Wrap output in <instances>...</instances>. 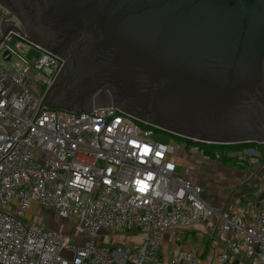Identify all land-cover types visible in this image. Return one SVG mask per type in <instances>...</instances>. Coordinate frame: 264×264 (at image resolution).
<instances>
[{"label":"built area","instance_id":"built-area-1","mask_svg":"<svg viewBox=\"0 0 264 264\" xmlns=\"http://www.w3.org/2000/svg\"><path fill=\"white\" fill-rule=\"evenodd\" d=\"M62 64L13 31L0 44V264H264V194L217 209L198 183L177 176L182 154L221 161L228 153L210 156L212 144L173 140L113 108H42ZM258 146L230 154L234 164L264 159ZM34 204L73 220L83 242L31 220ZM210 220L204 247L177 245ZM135 231L140 245L104 244ZM167 241L174 246L161 253Z\"/></svg>","mask_w":264,"mask_h":264},{"label":"water","instance_id":"water-1","mask_svg":"<svg viewBox=\"0 0 264 264\" xmlns=\"http://www.w3.org/2000/svg\"><path fill=\"white\" fill-rule=\"evenodd\" d=\"M63 61L41 107L113 108L212 145L264 144V0H0Z\"/></svg>","mask_w":264,"mask_h":264},{"label":"crops","instance_id":"crops-1","mask_svg":"<svg viewBox=\"0 0 264 264\" xmlns=\"http://www.w3.org/2000/svg\"><path fill=\"white\" fill-rule=\"evenodd\" d=\"M255 162L259 161L257 160ZM256 164L250 167H237L234 162L229 164L225 162L224 159L220 161L212 158L204 159L199 155L189 156L182 154L178 159L177 176L186 177L198 183L203 188L206 200L215 208L222 209L228 206L229 208L236 209L250 199L258 200L264 194V190L262 192L261 188L263 187L261 186L262 184H258L264 172V166L262 163L261 166L258 165L256 167ZM260 168H262L261 171H259ZM32 208H42L49 214V218L53 220L52 222L59 221L53 213L37 204H34ZM29 218L44 226V219L38 218L40 221L38 222L31 211L29 213ZM212 223H214V221L210 220L209 223L199 224L193 230L186 232L188 235L184 236V242L187 245L181 247H204L208 238L203 236V233L205 231L212 233ZM72 239L78 243L83 242V240L78 237L72 236ZM128 239L132 240L133 238ZM142 241L143 239L140 237L139 242L135 245H140Z\"/></svg>","mask_w":264,"mask_h":264},{"label":"rangeland","instance_id":"rangeland-1","mask_svg":"<svg viewBox=\"0 0 264 264\" xmlns=\"http://www.w3.org/2000/svg\"><path fill=\"white\" fill-rule=\"evenodd\" d=\"M3 66H5L6 68L10 67L9 64H3ZM37 86L38 87H37V89L35 88V90H38V92L43 93L45 88L40 86V85H37ZM159 140L164 141L165 138H162V139L160 138ZM257 146H258V144H257ZM258 161L259 162H255V164L257 163L256 167L258 165L261 166L262 163L264 166L263 158H260ZM258 184H260V185L262 184L261 186H263V187H261V188H262V192H263V190H264V172L262 173V176L260 177V181L258 182ZM30 211L36 217L37 220H38V218L44 219V222H43L44 226L43 227H45L47 229H51V230H60L61 232L65 233L67 235H70V236H74V237L80 236V234H79L80 229L76 225V223H74L73 220H67V221L59 220V221L52 222L53 220H51L49 218V214L46 211H44L42 208H34V209L32 208ZM38 222H40V221L38 220ZM185 235H188V234L185 232L182 236L181 242L177 243V245H180V246H184V245L186 246L187 245L184 242V236ZM140 237L141 236L139 235L138 231L124 233V234H117V235H112V236L109 235V236H107V238L104 239V241H105L104 244L109 246L110 248H117V247L121 248L123 246H128V245L134 246L136 243L139 242ZM128 238H133V239L129 240ZM173 246L174 245L172 242H166L164 244L163 249H161V253L167 252L170 248L172 249Z\"/></svg>","mask_w":264,"mask_h":264},{"label":"trees","instance_id":"trees-1","mask_svg":"<svg viewBox=\"0 0 264 264\" xmlns=\"http://www.w3.org/2000/svg\"><path fill=\"white\" fill-rule=\"evenodd\" d=\"M146 128H150V129H155L149 126H144ZM160 131V130H157ZM174 138H176L177 140L180 141H186V142H190L188 140L173 136ZM257 144H239V145H212L207 147V154H209L210 156H213L215 151H223L228 153L227 155L224 156V161L231 164L233 162V158L230 154L232 153H237L240 152L244 149H248V148H253L256 147ZM258 147V146H257Z\"/></svg>","mask_w":264,"mask_h":264},{"label":"flooded vegetation","instance_id":"flooded-vegetation-1","mask_svg":"<svg viewBox=\"0 0 264 264\" xmlns=\"http://www.w3.org/2000/svg\"><path fill=\"white\" fill-rule=\"evenodd\" d=\"M2 13H1V10H0V16L2 17ZM171 139H173V140H176V138H174L173 136L171 137Z\"/></svg>","mask_w":264,"mask_h":264}]
</instances>
